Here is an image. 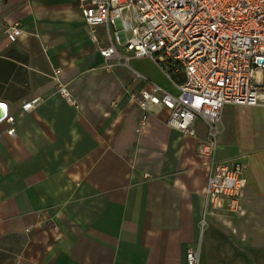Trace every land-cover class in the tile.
Instances as JSON below:
<instances>
[{"label":"crops","instance_id":"1","mask_svg":"<svg viewBox=\"0 0 264 264\" xmlns=\"http://www.w3.org/2000/svg\"><path fill=\"white\" fill-rule=\"evenodd\" d=\"M79 2L0 0V106L15 118L0 122V264H187L191 250L199 264H264V108L224 111L216 159L243 163L245 215L213 211L205 124L184 136L162 106L144 122L134 96L152 81L139 89V69L177 89L148 58L106 66L99 49L123 44L113 28L88 27ZM14 23L23 34L10 43ZM235 124L262 133L249 146L231 136Z\"/></svg>","mask_w":264,"mask_h":264},{"label":"built area","instance_id":"2","mask_svg":"<svg viewBox=\"0 0 264 264\" xmlns=\"http://www.w3.org/2000/svg\"><path fill=\"white\" fill-rule=\"evenodd\" d=\"M79 6L88 27L113 28L115 42L123 44L120 51L109 37L99 49L106 66L129 67L133 59L148 58L177 89L172 94L150 82L135 95L144 122L151 106H162L168 111L167 126L184 136L195 135L197 122L205 124L198 154L206 160V206L244 216V165L219 162L216 152L227 107L264 108V0H80ZM5 34L10 43L17 42L21 24L9 25ZM58 91L76 103L62 85ZM40 101L25 102L22 110L31 112ZM2 105L0 122L14 124ZM8 134L15 135V128ZM187 264H199L196 251L188 252Z\"/></svg>","mask_w":264,"mask_h":264},{"label":"rangeland","instance_id":"3","mask_svg":"<svg viewBox=\"0 0 264 264\" xmlns=\"http://www.w3.org/2000/svg\"><path fill=\"white\" fill-rule=\"evenodd\" d=\"M139 70L142 72L145 78L150 79L153 83L155 82V84L160 87L162 86L161 88L168 85L167 81L165 80L166 78L164 77V79L159 71L150 64L143 65ZM146 86L147 83L144 80L140 83L139 89L145 88ZM241 125L242 124H235L232 127L231 136H233L234 139H240L243 141V143H247L249 146H251L254 141L258 140L260 134L262 133V130L257 125H254L252 129H249L248 132L245 133L241 128Z\"/></svg>","mask_w":264,"mask_h":264},{"label":"water","instance_id":"4","mask_svg":"<svg viewBox=\"0 0 264 264\" xmlns=\"http://www.w3.org/2000/svg\"><path fill=\"white\" fill-rule=\"evenodd\" d=\"M4 117V108L0 106V119Z\"/></svg>","mask_w":264,"mask_h":264}]
</instances>
